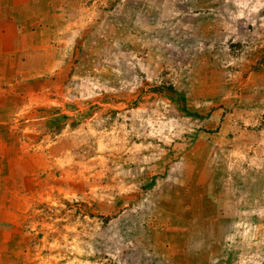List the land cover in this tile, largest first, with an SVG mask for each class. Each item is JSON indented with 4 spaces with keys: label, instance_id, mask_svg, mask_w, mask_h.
I'll return each instance as SVG.
<instances>
[{
    "label": "rangeland",
    "instance_id": "rangeland-1",
    "mask_svg": "<svg viewBox=\"0 0 264 264\" xmlns=\"http://www.w3.org/2000/svg\"><path fill=\"white\" fill-rule=\"evenodd\" d=\"M69 12L53 99L19 117L55 156L0 262L264 264V0Z\"/></svg>",
    "mask_w": 264,
    "mask_h": 264
},
{
    "label": "crops",
    "instance_id": "crops-1",
    "mask_svg": "<svg viewBox=\"0 0 264 264\" xmlns=\"http://www.w3.org/2000/svg\"><path fill=\"white\" fill-rule=\"evenodd\" d=\"M74 2L0 0V258L10 246L9 234L14 241L21 232L26 208L20 192L25 181L42 172L41 156H55L52 145H33L38 146L35 151L29 147L20 134L24 127L19 117L31 113L38 118L35 112L53 99L44 90H50L48 81L54 79L48 75L60 58L57 32Z\"/></svg>",
    "mask_w": 264,
    "mask_h": 264
}]
</instances>
